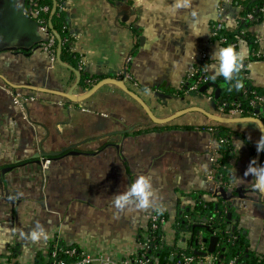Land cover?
<instances>
[{
    "label": "crops",
    "instance_id": "crops-1",
    "mask_svg": "<svg viewBox=\"0 0 264 264\" xmlns=\"http://www.w3.org/2000/svg\"><path fill=\"white\" fill-rule=\"evenodd\" d=\"M240 1L189 0L173 12L175 0H64L71 49L84 57L85 72L104 81L87 94L93 85L79 84L78 69L40 48L45 37L25 0H0V256L15 251L11 262L32 264L58 236L93 256L125 261L155 209L165 216L166 245L187 247V235L175 238L174 220L195 192L214 199L218 146L209 128L223 115L208 94L175 91L190 71L216 63L212 53L222 47L211 26L221 20L234 29ZM252 33L264 55V18ZM239 49L248 56L246 44ZM248 64L249 79L264 88V59ZM227 125L237 134L230 138L232 189L243 193L229 198L236 226L249 249L264 254V195L245 176L264 131L255 121ZM141 174L150 176L152 205L137 207L132 197L117 209L115 195ZM37 224L47 238L32 241Z\"/></svg>",
    "mask_w": 264,
    "mask_h": 264
},
{
    "label": "trees",
    "instance_id": "trees-1",
    "mask_svg": "<svg viewBox=\"0 0 264 264\" xmlns=\"http://www.w3.org/2000/svg\"><path fill=\"white\" fill-rule=\"evenodd\" d=\"M239 4L241 5V9L237 14V20L239 21L237 28L229 29L228 27H222L215 31L214 34H212L213 30L211 28L212 39L216 42L219 39H223L219 43L222 48L232 45L238 50V47L233 44L240 37L246 42L249 52H257L259 50V43L252 33V29L264 18V0H241ZM25 5L28 11L41 6H55L54 13L50 14L40 11L38 15V18L41 19L40 24L51 25V29L60 36L61 45L59 57L61 61L80 71L81 77L79 84L84 88H89L97 83L98 79L83 70L80 56L71 49L73 36L66 23L64 0H25ZM248 13L252 15V20L245 17ZM40 44L41 42L39 46ZM244 59H248V62H255L263 60L264 55H249L244 57L242 62ZM206 64L203 63V65L196 67L194 77L189 78L175 93L181 94L185 91L197 94H208V90H212L211 98L217 108L221 105H224L226 109L238 106L243 112L242 116L256 117L264 123V119L261 116L264 110V88L255 86L249 77L245 75L246 72H249V64H243L244 68L242 67L238 73H234L231 81H225L221 75H215L213 79V74L205 72L204 75H206L207 80L198 84L195 91H190L189 86L203 73L202 69L206 68ZM237 82L242 83V87L239 89L235 87ZM204 85L207 86L206 89L201 90V87ZM215 89H219L217 96L214 93ZM256 97H262V101H256ZM251 101H255V104H251ZM210 131L213 132L214 138L218 143V151L220 154L216 159L213 179L223 192L218 189L214 195H211L214 199L208 201L201 199V195L205 192H195L193 194L194 202L192 206H189L187 209H182V211L176 214L173 224L175 238L181 239L187 235L188 245L186 248L166 245L163 239L161 225L149 231V240L145 253L153 264H176L182 259V255H188L193 258L190 264H199L198 261L203 258L204 253L198 249V235H201L204 246H206V251L209 237L212 235L217 237L215 250L212 252L216 258L212 264H229L230 260H234L233 264H264V255H259V253L249 249L246 233L242 228L236 226L235 218L237 215L229 200L230 195L234 197L237 195L235 189L227 188V183L232 179L230 160L233 153L230 138L237 136V134L227 124H218L212 127ZM262 164H264V151H262L259 166ZM162 215L165 217L164 214ZM139 241H142L140 236L138 237ZM15 256V251L7 254L9 260ZM46 257L49 258V254L42 255L38 252L34 257L35 264H47L46 261L50 259L46 260ZM60 257L70 260L64 255H60ZM9 264H16V262L9 261ZM131 264L135 263L132 262Z\"/></svg>",
    "mask_w": 264,
    "mask_h": 264
},
{
    "label": "built area",
    "instance_id": "built-area-1",
    "mask_svg": "<svg viewBox=\"0 0 264 264\" xmlns=\"http://www.w3.org/2000/svg\"><path fill=\"white\" fill-rule=\"evenodd\" d=\"M240 9H241V5H239V10ZM40 11H44V12L51 14V13H54L55 6L52 5L51 7L41 6V7H37V8H32L29 10V12L31 14V17L35 20L40 31L44 34V37H45L41 41L40 48L46 53L48 59H50L51 61H58L57 60L58 45H61V40L60 41L57 40V37H56L57 33L53 29H51V25L40 24L41 19L38 18ZM237 17L238 16H236L234 18V21H233V28L234 29L237 28V26H238L239 21L237 20ZM245 17L248 18L249 20H252V18H253L250 13L246 14ZM222 27H226L224 22L221 20H217L211 26V28L213 30L212 34H214L215 31L221 29ZM241 33H243V31H241ZM256 38H257L258 43H259V38L258 37H256ZM222 41H223V39H219L218 43H220ZM56 43H57V46H56ZM240 44H246V42L244 41V39L238 37L236 42L233 44V45L238 47L237 51H240V49H239ZM246 46H247V44H246ZM261 54H262V52L260 50H258L257 52H249V49H248V56L249 55L260 56ZM60 61H61V59H60ZM83 61H84V57L81 56L80 57L81 65L84 63ZM61 63L66 64L63 61H61ZM248 63H249L248 59H244L243 62L241 63V69L243 67V64H248ZM202 72L203 73L197 77V80L189 86L190 91H195L198 87V84L207 80V77H206V75H204V73L207 72L210 74V71L207 68H204V69H202ZM195 74H196L195 69L190 71L187 74V77L183 81V83L187 82V80L189 78L194 77ZM211 74L214 75V73H211ZM245 75L247 77H249V72H246ZM119 77H121V78L125 77V80H127V76L125 73H123L122 75H119ZM211 93H212V90H208L209 98L211 97ZM256 101H262V97H256ZM251 104H255V101H251ZM218 109H219V111H221L223 117H226V118L244 117V116H242L243 115L242 110L240 108H238V106H233V107H229L228 109H226L224 107V105H221L220 107H218ZM209 129L211 130V128H209ZM216 144L218 146L217 141H216ZM219 156H220V154H219V151L217 150L212 154V157H211L212 167L210 169V176L212 179H213V174L215 173L216 159ZM47 162H48V160L45 161V163H47ZM227 188L228 189L233 188L231 181H229L227 183ZM218 189H220L219 186L214 182V184L212 186V192H210L209 194L212 195V193H214V192L216 193L218 191ZM162 214L163 213H161V211L156 210V209L152 210L146 214L144 226L140 232V237H141L142 241L138 242L136 251L133 253V255L128 260H125V261L116 262V261H113L109 257H106V256H93L87 251L86 248H83L79 245H72V246L66 245L65 243H63L59 239L58 236H56V238H54V239H51L49 242L48 241L45 242L44 247H42L41 251H39V252L42 255L49 254L50 257L49 258L46 257V260L50 259V260L46 261L47 264H131L132 262H134L135 264H153V262L150 261V259L146 256V253H145L146 250L145 249L147 247V243L149 240V234H150L149 231L157 228L160 225L163 227L165 224V221H164L165 218L163 217ZM197 242L199 245L198 249L200 251H203V253H204L203 258L201 260H199L198 263L199 264H212L216 258L215 254L208 253L206 251V246H204V243L201 239V235H198ZM36 252L37 251H35V253ZM60 255H64L67 258H69L70 260H66L64 258H61ZM259 255H264V254L259 253ZM192 260H193V258L191 256L182 255V259L180 261H178L176 264H190L192 262ZM9 261L10 260L7 258L6 254H4V256H0V264H9ZM233 263H234V260L229 261V264H233ZM32 264H35V261H33Z\"/></svg>",
    "mask_w": 264,
    "mask_h": 264
},
{
    "label": "clouds",
    "instance_id": "clouds-1",
    "mask_svg": "<svg viewBox=\"0 0 264 264\" xmlns=\"http://www.w3.org/2000/svg\"><path fill=\"white\" fill-rule=\"evenodd\" d=\"M189 0H175L174 5L171 6V11H175L179 8H188ZM195 15V12L192 13ZM231 27V24L228 25ZM194 31L199 34V29L194 28ZM211 58L216 62L208 65L207 68L214 72L213 79L215 75H221L225 81H231L233 79V74L238 73L241 69V63L243 55L241 51H237L234 46L228 45L223 48H217L213 53ZM235 87L239 89L242 87L241 82H237ZM257 152L264 151V137H262L256 144ZM255 160H252L246 171L245 176L252 174L256 179V186L261 190H264V164L259 167L254 166ZM151 179L149 175H138L135 180L130 184L127 191L117 194L114 197V204L117 209H124L128 203H130V198L134 197L137 201L135 204L140 208H148L152 205L150 197L151 192ZM32 241H36L41 237L47 238V233L44 229L37 224L35 230H32L29 234Z\"/></svg>",
    "mask_w": 264,
    "mask_h": 264
},
{
    "label": "water",
    "instance_id": "water-1",
    "mask_svg": "<svg viewBox=\"0 0 264 264\" xmlns=\"http://www.w3.org/2000/svg\"><path fill=\"white\" fill-rule=\"evenodd\" d=\"M35 22V21H34ZM36 23V22H35ZM56 37H57V40L58 41H60V36L59 35H57L56 34ZM59 53H60V45H58V54H57V60L61 63V61H60V57H59ZM69 68H71V67H69ZM75 72L77 73V74H79V72L78 71H76L75 70ZM78 77H79V75H78ZM106 81H108V82H115V83H117L118 85H121V87H123V85L120 83V81H117V80H113V79H107ZM104 83V81H99V82H97L96 84H94L93 85V87L87 92V94H90V93H92L93 91H95L98 87H100L102 84ZM206 85H204V86H202L201 87V90H204V89H206ZM123 89H125L124 87H123ZM128 93H129V91H128ZM214 93H215V96H217L218 95V93H219V89H215V91H214ZM71 95V94H70ZM130 95H132L131 93H130ZM133 96V95H132ZM70 99H77V97H71V96H68ZM152 119L154 120V121H156V119L152 116ZM216 120L217 121H219V123H221V124H228V123H233V122H245V121H255V122H257V123H259L260 125H261V127H262V129H263V131H264V123L260 120V119H258V118H256V117H252V116H250V117H237V118H226V117H221V118H216ZM157 122H162V121H157ZM258 160H257V163H256V167H259V156H260V152H258ZM45 161V160H44ZM221 192H223V190L220 188L219 189ZM235 191H236V193L238 194V196L239 197H243V193H242V189L241 188H237V189H235ZM254 191H257V189L256 188H254ZM261 192H262V194L264 195V190H261ZM215 193V192H214ZM213 193V194H214ZM230 198V197H229ZM216 242H217V237L215 236V235H212V236H210L209 237V243H208V248H207V252L208 253H212V252H214V250H215V246H216Z\"/></svg>",
    "mask_w": 264,
    "mask_h": 264
},
{
    "label": "rangeland",
    "instance_id": "rangeland-1",
    "mask_svg": "<svg viewBox=\"0 0 264 264\" xmlns=\"http://www.w3.org/2000/svg\"><path fill=\"white\" fill-rule=\"evenodd\" d=\"M13 98L16 101V103H18V104L21 103V101H22L21 97L18 94L14 95Z\"/></svg>",
    "mask_w": 264,
    "mask_h": 264
}]
</instances>
